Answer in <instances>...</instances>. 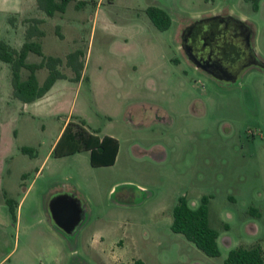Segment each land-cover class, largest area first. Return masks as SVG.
<instances>
[{
  "label": "rangeland",
  "instance_id": "obj_1",
  "mask_svg": "<svg viewBox=\"0 0 264 264\" xmlns=\"http://www.w3.org/2000/svg\"><path fill=\"white\" fill-rule=\"evenodd\" d=\"M152 7L168 14L167 29L153 24ZM218 14L249 27L264 62V0H70L51 17L36 0H0V41L19 50L28 19H43L35 40L62 59L68 80L67 54L84 53L81 78L58 81L37 105L13 96L10 65L0 61L1 264H224L240 246L264 251V68L220 82L181 44L185 26ZM27 62L41 57L30 53ZM28 74L21 70L23 80ZM47 75L36 71L40 84ZM70 120L117 138L115 163L92 166L89 151L50 153ZM57 192L81 211L71 231L49 212ZM181 196L192 208L208 197L219 256L172 231Z\"/></svg>",
  "mask_w": 264,
  "mask_h": 264
},
{
  "label": "trees",
  "instance_id": "obj_2",
  "mask_svg": "<svg viewBox=\"0 0 264 264\" xmlns=\"http://www.w3.org/2000/svg\"><path fill=\"white\" fill-rule=\"evenodd\" d=\"M70 0H36L37 8L47 16L63 13ZM253 8L258 9V3ZM148 16L159 30H165L170 25L168 14L160 8H149ZM30 24L25 30L24 42L19 50L8 43L0 41V61L8 63L11 70V84L13 96L23 103L34 102L43 97L58 79H67L59 70L62 59L55 56H45L42 52L41 43L35 38L44 36V31L39 27L43 22L40 18L28 19ZM12 22V19H11ZM30 53L41 57L40 63H29L27 57ZM84 53L79 50L70 52L66 56V63L72 68L74 76L69 79L78 81L84 69ZM47 68L48 75L42 84L39 83L36 71ZM28 70L26 79L21 78V70ZM119 150L117 138L109 135L99 136L96 132L89 131L84 123L73 120L68 121L58 140L56 141L52 154L55 157L73 155L81 151H89L90 164L92 166H110L115 163ZM27 153L31 149L22 148ZM9 211L13 219L16 218L13 201L5 197ZM171 229L175 233L182 234L189 242L193 243L199 250L208 256H219L218 238L219 234L210 225L208 211V197L201 198L197 208L189 206L186 197L181 196L173 208V220ZM131 264H145L142 260H134ZM224 264H264V251L259 244L247 247H237L229 251Z\"/></svg>",
  "mask_w": 264,
  "mask_h": 264
},
{
  "label": "flooded vegetation",
  "instance_id": "obj_3",
  "mask_svg": "<svg viewBox=\"0 0 264 264\" xmlns=\"http://www.w3.org/2000/svg\"><path fill=\"white\" fill-rule=\"evenodd\" d=\"M212 17L215 18L208 22L194 21L188 25L183 31L182 38L185 36L190 43V54L193 57L200 60L211 56L213 60L212 66L208 68L210 72H214L219 78L230 79L252 56L246 42L245 23H240L227 15ZM184 54L187 60L193 64L185 51ZM196 68L213 77L205 70ZM55 209L58 211L61 223L66 227L71 226L81 217L76 200L66 195L56 199Z\"/></svg>",
  "mask_w": 264,
  "mask_h": 264
},
{
  "label": "water",
  "instance_id": "obj_4",
  "mask_svg": "<svg viewBox=\"0 0 264 264\" xmlns=\"http://www.w3.org/2000/svg\"><path fill=\"white\" fill-rule=\"evenodd\" d=\"M215 17H209V18H205V19H201V20H198L199 23H204V22H208L210 21L211 19H214ZM240 22V21H239ZM241 23V22H240ZM243 23V22H242ZM244 26L246 27V42H247V45H248V48H250V51L252 52V56H251V59L246 63L244 64L240 70L238 71V73L233 76L232 78L230 79H224V78H219L218 76L215 75L214 72H210L209 71V67L212 66V58L211 56L210 57H205L203 59H198V58H195L193 57L191 54H190V50H191V45L190 43L188 42L187 38L185 36H183L182 38V48L183 50L185 51V53L188 55V58L193 62V64L198 67V68H201L203 70H205L206 72L210 73L213 77H215L216 79L222 81V82H226V83H229V82H233V81H236L237 79H239L241 77V75L250 67L252 66H257V67H261V68H264V62L262 60H260L254 53V50L252 48V45H251V30L249 29V27L244 24ZM190 28V27H189ZM60 197V196H58ZM58 197H53L50 202H49V205H48V209H49V212L50 214L52 215L53 219L56 221V223L62 227L64 230L66 231H71V229L74 227V225L77 223V221L80 219H78L74 224H72L71 226L69 227H66L65 225H63L60 221V218L58 216V211L55 209V202H56V199Z\"/></svg>",
  "mask_w": 264,
  "mask_h": 264
},
{
  "label": "crops",
  "instance_id": "obj_5",
  "mask_svg": "<svg viewBox=\"0 0 264 264\" xmlns=\"http://www.w3.org/2000/svg\"><path fill=\"white\" fill-rule=\"evenodd\" d=\"M218 15H221V14H218ZM212 16H217V15H212ZM212 16H208V17H212ZM228 16V15H227ZM232 17V16H231ZM205 18H207V17H202V18H200L199 20H201V19H205ZM233 19H236V20H238V21H240V22H243V21H241L240 19H238V18H236V17H232ZM198 21V20H197ZM193 23V22H192ZM191 23V24H192ZM244 23V22H243ZM190 25V24H189ZM188 26V25H187ZM187 26H185L184 27V29L187 27ZM251 36H252V34H251ZM23 44V43H22ZM255 53V52H254ZM256 55V54H255ZM257 56V55H256ZM60 80H63V81H67L68 79H58V80H56L55 81V83L53 84V86L51 87V89L43 96V97H41V98H39V99H37L36 101H34V102H30V103H25V104H32V105H37V104H39L40 102H42V100L44 99L45 100V98H47V96H48V94L51 92V90L54 88V86L56 85V83L58 82V81H60ZM69 81V80H68ZM67 123V121H65L64 123H63V125H62V127H61V129H60V131H59V133H58V135H57V137H56V139L54 140V142H53V144L51 145V148H50V153H52V150H53V147H54V145H55V143H56V141L58 140V138H59V136H60V134H61V132H62V130H63V128H64V126H65V124ZM64 195H66V196H69V197H71V198H73L74 199V197L72 196V195H70V194H67V193H62V192H57L55 195H54V197H58V196H64ZM5 198V197H4ZM209 222H210V220H209ZM7 255L8 254H6L3 258H1L0 259V264L5 260V258L7 257Z\"/></svg>",
  "mask_w": 264,
  "mask_h": 264
}]
</instances>
